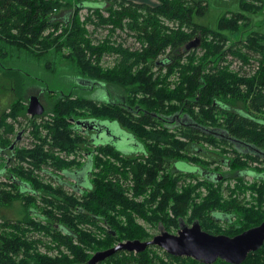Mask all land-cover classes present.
<instances>
[{
  "label": "trees",
  "instance_id": "trees-1",
  "mask_svg": "<svg viewBox=\"0 0 264 264\" xmlns=\"http://www.w3.org/2000/svg\"><path fill=\"white\" fill-rule=\"evenodd\" d=\"M260 1L264 2L239 0V10L221 14L211 29L192 20L205 11L204 0H155V5L132 0H0V72L10 78L16 95L0 111V142L9 141L6 136L17 125L31 135V148L17 149L18 159L27 157L33 166L48 164L57 170L74 165L87 170L85 184H81L86 189L80 193L74 189L75 193L64 194L32 177L34 184L49 192L48 198H42L50 206L45 214L63 226L56 229L32 220L31 228H24L2 217L0 264H87L94 252L117 242L150 239L153 235L136 218L150 227L161 221L170 232L179 228L182 221L178 218L187 213L183 224L196 222L209 233L228 236L264 220V175L258 186L255 181L247 185L241 178L235 180L233 188L226 186L227 198L220 195L218 179L201 181L206 195L187 211L190 193L197 186L181 188L180 174H169L166 164L168 159L186 158L191 143L228 147L234 141L246 153H233L231 167L249 168L256 161L261 165L258 169L264 170V17ZM80 10L85 11L82 18ZM257 15L263 30L251 29ZM127 36L133 39L129 44ZM193 39H197L195 46L185 48ZM49 54L69 61L77 78L103 87L119 86L125 92L124 104L67 93L55 97L49 117L35 116L41 117L39 122L34 116L29 118L20 93L30 76L12 64L20 59L34 61L53 71ZM108 56L111 64L103 66ZM226 56L236 60L239 69H229ZM244 65L254 69L246 73L241 70ZM171 76L175 79L169 80ZM151 113L173 121L183 115L184 123L176 124V137ZM71 119L114 122L138 140L147 154L125 155L99 140L93 145L86 134L75 132L78 126ZM83 147L88 149L82 163L75 155L67 158ZM226 147L220 151L227 153ZM246 189L256 194L255 207L242 206L244 200L238 194ZM52 207L59 212L54 213ZM223 216L235 219L220 230L217 225ZM38 232L55 241L53 246L42 244L55 249V254L38 250L42 243ZM96 264L204 263L147 246L140 252L116 251ZM211 264L229 263L216 259ZM239 264H264V241Z\"/></svg>",
  "mask_w": 264,
  "mask_h": 264
},
{
  "label": "flooded vegetation",
  "instance_id": "flooded-vegetation-1",
  "mask_svg": "<svg viewBox=\"0 0 264 264\" xmlns=\"http://www.w3.org/2000/svg\"><path fill=\"white\" fill-rule=\"evenodd\" d=\"M76 82L79 83V85L76 87L77 90H84L89 91V93H94L93 97H90L89 99L92 101H107L109 103H117V104H124V97H122L120 100L114 99L112 97H109L108 95H98L97 96V88H101L103 86L94 83H91L87 79H80L76 77ZM47 89V88H46ZM43 90V89H42ZM102 90V89H98ZM47 91L52 94L53 91H50L47 89ZM59 92V91H58ZM70 94V93H68ZM34 96V95H31ZM56 96H62V94L59 92ZM79 96V95H78ZM30 97V96H29ZM28 97V98H29ZM37 97V96H36ZM27 98V102H28ZM38 101L40 102L39 98L37 97ZM27 102H25V114L31 118L33 116L26 113V106ZM41 104V102H40ZM42 105V104H41ZM43 107V105H42ZM44 107L43 112L40 115L41 116L44 113ZM142 113V112H141ZM154 118H156L158 121L164 122V127L168 133L173 134V137L175 136L176 129L178 128L176 125L178 122L184 123L185 117L183 115L179 117L177 120L174 119H168L166 117H161L159 115H154L151 113ZM35 117V116H34ZM78 119H71L70 122L74 125L78 126L77 131L78 133L86 134L88 136V139L91 140L92 144L95 145L96 142L93 141H103L105 144H109L110 146L115 147L116 149L120 150L122 154L125 155H132V156H140L147 154L145 152V149L143 148V145L136 140L134 137H132L126 130L121 128L118 124L114 122H106V121H95V120H78L80 123H75ZM81 122L85 123V125L81 124ZM170 122V123H166ZM116 124V125H115ZM148 126L145 125V128ZM117 128V129H116ZM152 129H154L152 127ZM216 129V128H215ZM28 130V129H27ZM23 128H18V126L13 127V131L10 134H7V141L6 143L0 142V197L6 198L7 200L0 201V226L3 225V218L8 219V222H11L13 224L16 222L20 225V227H30L29 223H32L33 221H38L42 224H50L54 228H59L60 226H63L62 223L56 221L55 219H51L48 215L45 214L44 210L50 209L49 205H46V203L42 200V198H48L46 191H44L40 185L46 184L51 187V189H58V192L69 194V193H75L74 189L78 192L81 191V189H86L85 186H82L81 184H85L83 178L84 172H87V170H77L78 167H75V165L69 170L67 169H54L51 168L48 164L39 165V166H33L32 160L30 158H24V159H18L16 156V150L17 149H24L28 150V148H31L30 140L31 137L28 134V131ZM0 131V135H1ZM217 140H221L218 137L213 136ZM90 144V143H89ZM196 144L191 143L188 146V150H191V152H188L186 155V158H173L166 160L167 168L169 174L174 175L180 174V178H185V181H191V180H200L202 182L204 181H211L212 179H218V181L222 182L224 180H232L235 181L239 178L243 180V178L248 177L249 179L255 181V185L258 186V183L261 182L260 179L264 175L263 169L261 168V165L256 162L252 161L251 167H231V158L233 157V153H239L244 154L246 153V148L240 147V144H236L234 141L228 142L229 146L226 147L228 150L227 153L221 152L220 148L225 150V147L223 146V143H218V147L210 146L209 144ZM204 145L208 147V150L204 148ZM224 147V148H222ZM200 150L211 153L215 155L217 158L214 159H207V158H201L199 157ZM94 151V150H93ZM200 151V152H199ZM95 152V151H94ZM198 152V153H197ZM248 154V153H247ZM86 156V154H84ZM254 156V155H253ZM190 157L191 159H189ZM194 157V158H192ZM69 158V157H67ZM78 160V159H77ZM79 162V160H78ZM214 169H210V168ZM253 166H258L257 168ZM221 168L227 169V172H221ZM165 169V170H166ZM29 176V177H27ZM31 177V178H30ZM32 177L37 179L40 182V185L34 184ZM38 188H41L42 190H38ZM76 192V194L79 195V193ZM47 193V194H46ZM255 194V193H254ZM256 195V194H255ZM18 202V207L20 210H22V215L19 218H12L9 215H6V212H3V210L7 207H9L13 202ZM53 211H57L54 213H58L59 210H56L57 207L51 208ZM221 214V213H220ZM222 215L214 214L213 217H221ZM3 217V218H2ZM26 218H29L25 220ZM224 220L220 221L221 223H224L225 225L228 224L232 225L233 220L235 219V216H232L230 219H227L224 217ZM5 223V221H4ZM185 224L181 223L180 226H183ZM191 225L188 224V226ZM179 226V227H180ZM187 226V225H185ZM200 227V226H199ZM14 227H12L13 230ZM31 228V227H30ZM201 230H203L200 227ZM205 231V230H203ZM168 232V231H167ZM169 232V233H174ZM207 232V231H205ZM209 233V232H207ZM213 234V233H209ZM223 234V233H219ZM225 235V234H224ZM43 237H39L40 242H42L38 246L39 248H43L42 253H46L47 255L55 254V249L46 248L42 244L45 245H51L53 246L55 244V241L52 242L50 240L51 238L48 236H45L43 234ZM228 236V235H227Z\"/></svg>",
  "mask_w": 264,
  "mask_h": 264
},
{
  "label": "rangeland",
  "instance_id": "rangeland-1",
  "mask_svg": "<svg viewBox=\"0 0 264 264\" xmlns=\"http://www.w3.org/2000/svg\"><path fill=\"white\" fill-rule=\"evenodd\" d=\"M151 2H145L148 5H155L157 2H155V0H150ZM247 1H251V0H247ZM204 2L206 3V9L205 11L200 14V15H193L192 20L200 25L203 26H207L208 28L211 29H215L216 28V24H217V18L226 12H230V11H237L239 10V0H204ZM256 2H254L255 4ZM257 5L259 4L256 3ZM260 4H262V8L260 11L261 16L264 17V2L260 1ZM258 11V12H259ZM85 14L84 10H80L79 11V16L80 18L83 17V15ZM258 14V13H257ZM260 19L259 16L257 15V17H255V20L251 23V29L252 30H263V26L260 25ZM250 29V27H249ZM248 30V28H247ZM102 34L104 33L101 32ZM122 36H124L125 32L121 33ZM235 36H232L231 39H234ZM133 41V39L130 36H127L126 38V44H129ZM229 42H226V45H228ZM35 52H38V49L35 50ZM201 50L197 49L196 50V54H200ZM48 59H50L51 61H54V66L55 69L53 71H47L45 69L41 68V65H36L33 62H27L26 60H22L20 59L18 62L13 63V66H17V67H21L22 69H24L23 71H26L28 73V75L30 76V78L26 77V79L29 81L31 80L27 86H25L24 88H22L21 91V95L20 97H22V99L24 100V106H25V102H27V98L31 95L37 96L41 102V104L44 107V111L45 113L43 114V116L41 117H47L50 114V110H51V106L52 103L55 100L56 95L60 92L62 95H66L67 93H71V94H75V95H79L82 96V98L84 99H89L90 97L94 96V93L92 94L89 93V91H84L82 90H77V86L79 85L78 82H76V77H75V68H73L69 61L67 60H63L61 58H53L51 54H49ZM104 59V57H103ZM226 62L229 63L228 64V68L231 70H236L239 69V63L236 62V60H231L229 56H226ZM105 60V59H104ZM111 56H108L107 59L105 61L102 62L103 66H107L111 64ZM41 63H43L42 60H40ZM39 61V62H40ZM225 64V63H224ZM40 67V68H39ZM51 67V66H50ZM252 69H254V67H251L250 65H244L241 66V70L246 72V73H250L252 71ZM152 71L155 73L157 70L152 69ZM163 70L160 71V73H162ZM169 80H174L175 78L173 76L168 78ZM27 81V82H28ZM13 83H11L10 78H7L6 76H4L3 74H1L0 72V111L3 110L5 107H7V105L9 104V102H11L14 98V96H16L13 93ZM49 89L50 91H53L52 94L50 95V93L47 91V89ZM43 89V90H42ZM98 89H102V90H98ZM59 91V92H58ZM125 92L122 90V88H120L119 86H112V85H106L105 87H101V88H97V96L98 95H108L109 97H112L114 99L120 100L122 97H124ZM90 96V97H89ZM91 99V98H90ZM89 99V100H90ZM235 107V106H234ZM237 107V106H236ZM41 117H35L36 121L39 122V119ZM49 117V116H48ZM51 117V116H50ZM20 120H23L22 122H24V118H20ZM8 121V120H7ZM25 124V123H24ZM165 125V124H162ZM117 129V128H116ZM29 134V133H28ZM30 135V134H29ZM31 136V135H30ZM81 146H84L83 141L82 143H80ZM206 147V145H204V148ZM88 148H84L81 149L80 151H76L75 153L77 154H73L70 153L68 154L69 158H73L74 155L77 156L76 159L79 160V163H82L85 160V155L84 152H86ZM205 149L208 150V147H206ZM201 151V152H200ZM200 154L199 157L203 158H207V159H216L217 157L211 153L205 152L200 150ZM55 152V151H54ZM188 152H191V150H188ZM198 153V152H197ZM55 155L59 156V157H64L65 154L61 152H55ZM100 158V156H99ZM103 158V157H101ZM248 164V163H247ZM244 166V165H243ZM249 166V165H248ZM247 166V167H248ZM246 167V166H244ZM207 168H210L207 166ZM210 169H214V168H210ZM221 172H227V169L221 168L220 170ZM180 184H181V188H183L184 186L187 185H191V186H197L196 189L190 193V197H192L190 199V203L188 202L187 205V211L189 209H191L193 206L198 205L199 202L202 201V199H204L205 195H206V186L203 185V183L200 180H191V181H185L186 179L183 178H178L177 179ZM243 183L244 184H251L252 180L249 179L248 177L243 178ZM235 182L232 180H224L222 182H220V184H218V187L220 186V189L222 190V193L220 194L222 196V198H227L226 196V186H228L229 188H233ZM38 190H42L41 188H38ZM240 197H243V205L245 208H248L249 206L255 207L254 202L256 200L255 194L251 191V190H243V192L241 194H238ZM3 212H6V215L11 216L12 218H19L22 215V210L19 209L18 207V202H13L9 207L5 208L3 210ZM187 215V213H186ZM186 215L183 217L178 218L179 220L182 221V223H187L186 222ZM135 222L137 224H139L140 226H142L146 232L152 235L157 234L159 231L164 230L167 231L166 228L164 227V224L161 221H157L154 226H151L147 223H145L144 220L140 219V218H136ZM188 226V225H187ZM218 227H220V230H224L226 225L224 223H220L219 225H217ZM169 232V231H168ZM170 232H173L170 231ZM150 235V236H152ZM37 237H43V235H41L40 232L37 233ZM39 251L42 252L43 248H39Z\"/></svg>",
  "mask_w": 264,
  "mask_h": 264
},
{
  "label": "water",
  "instance_id": "water-1",
  "mask_svg": "<svg viewBox=\"0 0 264 264\" xmlns=\"http://www.w3.org/2000/svg\"><path fill=\"white\" fill-rule=\"evenodd\" d=\"M197 39L189 41L185 48L194 47ZM43 107L36 96L28 98L26 113L40 115ZM80 123V121H75ZM85 125V123L81 122ZM264 241V220L259 224L233 236L209 234L200 229L198 223L180 226L174 233L161 230L145 241L126 240L117 242L112 247L94 252L87 264H96L105 257L119 250L140 252L147 246H156L173 256L190 257L204 264H211L221 259L229 264H239L249 252L256 250Z\"/></svg>",
  "mask_w": 264,
  "mask_h": 264
},
{
  "label": "crops",
  "instance_id": "crops-1",
  "mask_svg": "<svg viewBox=\"0 0 264 264\" xmlns=\"http://www.w3.org/2000/svg\"><path fill=\"white\" fill-rule=\"evenodd\" d=\"M132 1H135V2H142V3H145V2H151L150 0H132Z\"/></svg>",
  "mask_w": 264,
  "mask_h": 264
}]
</instances>
